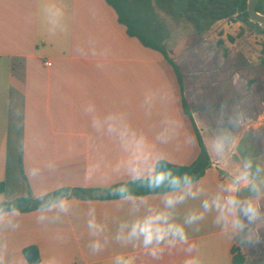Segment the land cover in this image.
<instances>
[{
    "label": "crops",
    "instance_id": "0c3cea01",
    "mask_svg": "<svg viewBox=\"0 0 264 264\" xmlns=\"http://www.w3.org/2000/svg\"><path fill=\"white\" fill-rule=\"evenodd\" d=\"M201 43L208 55L197 70L185 53L169 55L172 63L131 37L107 0H0V208L29 195L44 199L64 189L105 191L145 180L134 178L136 161L126 147L141 136L169 164H194L203 143L187 108L184 79L197 84L200 72L236 84L243 126L256 128L258 99L262 106L264 99L250 72L242 73L253 64L250 57L221 52L219 42ZM202 85L209 88L212 81L202 78ZM208 155L211 167L199 180L205 195L177 205V223L202 211L201 201L226 182ZM71 194L62 199L66 210L59 202L31 213L0 209V264H29L28 247L39 249L40 264H183L187 245L154 259L139 241L117 238L121 225L147 206L134 211L133 200ZM162 196L131 197L163 209ZM93 216L102 231L88 227ZM214 217L207 213L198 225L185 226L196 264L233 262L238 237L223 235Z\"/></svg>",
    "mask_w": 264,
    "mask_h": 264
},
{
    "label": "rangeland",
    "instance_id": "374dc122",
    "mask_svg": "<svg viewBox=\"0 0 264 264\" xmlns=\"http://www.w3.org/2000/svg\"><path fill=\"white\" fill-rule=\"evenodd\" d=\"M111 1L120 8L133 31L145 36L152 44L163 47L168 43L172 53L167 52L174 59L185 53L197 70L202 69L201 59L208 55L202 40L213 41L216 46L219 42L220 47L217 48L226 54L250 57L253 64L243 67L246 70L242 73L249 71V75H253L252 68L256 66V72L260 74L258 91L263 93L264 99V26L240 17L242 0ZM258 6L264 14V0H260ZM198 76L197 84L184 79L187 108L206 151L215 166L227 175L224 179L229 180L245 159H251L254 166L258 164L264 168V106L261 101L258 99L257 127H244L236 84L216 73L207 75L200 72ZM202 78L211 80L212 85L201 89L204 86ZM242 107L247 115L248 106L244 104ZM247 120V123L252 121ZM224 135L234 136L236 143L228 148L227 158L222 163L212 144L214 139ZM239 195L246 199L255 194L245 188ZM257 202L264 213V196ZM251 227L259 242L254 239L253 243L242 245L239 237L237 242L243 248L247 264H260L264 257V219Z\"/></svg>",
    "mask_w": 264,
    "mask_h": 264
},
{
    "label": "clouds",
    "instance_id": "9594fccd",
    "mask_svg": "<svg viewBox=\"0 0 264 264\" xmlns=\"http://www.w3.org/2000/svg\"><path fill=\"white\" fill-rule=\"evenodd\" d=\"M112 130L109 128V131ZM121 138L124 139L123 135ZM235 143V137L232 135H224L213 140V151L222 163L227 158L228 148ZM126 147L131 150L136 161L131 168L134 178L146 179L150 189L165 191L161 200L163 209H160L149 205L146 198L131 197L126 187L116 190L123 200L134 201V211H139L141 205L147 206L142 216L134 219L130 224L121 225L118 239L126 242L139 241L154 259L161 258L166 249H172L177 244L187 245L184 249L187 255L183 264H196V260L191 255L194 246L189 240L185 226L198 225L205 219L207 213L215 212L213 224L219 227L223 235L230 239L239 237V243L242 245L251 244L254 239L255 242H259L251 226L264 219V213L261 212L257 202L261 196H264V168L260 165L254 166L251 159L243 160L229 180L219 184L214 193L201 201L202 211H190L184 217L183 223H177L173 210L187 200H195L205 195V188L201 182L196 181L188 173H175L168 167L169 158L149 145L142 136L137 138L135 144H126ZM245 188L254 193V197L242 199L239 193ZM59 205L62 210H66L67 206L63 200ZM88 227L97 232L103 230L102 226L96 223L94 216L89 220ZM125 229H127L126 235ZM195 231H199V227ZM92 247L93 250H99L98 243H94Z\"/></svg>",
    "mask_w": 264,
    "mask_h": 264
},
{
    "label": "trees",
    "instance_id": "16d2710c",
    "mask_svg": "<svg viewBox=\"0 0 264 264\" xmlns=\"http://www.w3.org/2000/svg\"><path fill=\"white\" fill-rule=\"evenodd\" d=\"M107 1L110 5H112L116 9L120 18V22L128 27L129 35L131 37H135L139 39L140 42L146 47L160 51L167 57V59L170 62H172L169 53L165 48L152 44L151 42L148 41V39L145 36L133 31L129 22L123 17L120 8L116 6L111 0H107ZM247 2L248 0L241 1L239 5V11H240L239 15L241 18H246L250 20L247 13ZM257 10L259 13H262L259 6H257ZM168 167L172 168L173 171L178 174L188 173L189 175L193 176L196 181H199L205 176L207 170L211 167V160L208 155V152L206 151L205 147L202 144V153L194 164L190 166H176V165L168 164ZM121 187H126L128 190V194L130 196L163 194L165 191L164 189H156V190L150 189L147 186V181L145 179V180L134 181L126 184H120L105 191L94 190V189L91 190L76 189L72 192L70 189H64L57 191L53 195L48 196L44 199H36L32 195H29L28 197L20 198L12 203L6 204L2 206L0 209H2V211H19L22 213H31L53 206L54 204L60 202L63 198L70 196L71 192H72L71 194L72 196L80 199H99V200L119 199L121 198V196L117 192L115 194H109V192L116 191ZM0 191H2V186H0ZM101 192L105 194L97 196V194ZM24 256L29 264H40L42 261L40 251L37 247L26 248L24 250ZM232 256H233L232 264H247V257L241 246L236 245L233 247ZM260 262H261L260 264H264V257Z\"/></svg>",
    "mask_w": 264,
    "mask_h": 264
},
{
    "label": "water",
    "instance_id": "95a60500",
    "mask_svg": "<svg viewBox=\"0 0 264 264\" xmlns=\"http://www.w3.org/2000/svg\"><path fill=\"white\" fill-rule=\"evenodd\" d=\"M259 0H248L247 13L252 22L264 26V14L259 13L257 10Z\"/></svg>",
    "mask_w": 264,
    "mask_h": 264
},
{
    "label": "flooded vegetation",
    "instance_id": "af4514ba",
    "mask_svg": "<svg viewBox=\"0 0 264 264\" xmlns=\"http://www.w3.org/2000/svg\"><path fill=\"white\" fill-rule=\"evenodd\" d=\"M260 2V0L258 1V3ZM252 73H253V77H254V81H255V83L257 84V86H258V76L260 77V74H258L257 72H256V66H254L253 67V71H252Z\"/></svg>",
    "mask_w": 264,
    "mask_h": 264
},
{
    "label": "built area",
    "instance_id": "2783aa9c",
    "mask_svg": "<svg viewBox=\"0 0 264 264\" xmlns=\"http://www.w3.org/2000/svg\"><path fill=\"white\" fill-rule=\"evenodd\" d=\"M46 66L47 67H52V63L48 62V63H46Z\"/></svg>",
    "mask_w": 264,
    "mask_h": 264
}]
</instances>
